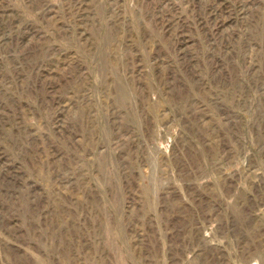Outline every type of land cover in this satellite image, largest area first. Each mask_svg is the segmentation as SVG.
Wrapping results in <instances>:
<instances>
[{
	"label": "rangeland",
	"instance_id": "374dc122",
	"mask_svg": "<svg viewBox=\"0 0 264 264\" xmlns=\"http://www.w3.org/2000/svg\"><path fill=\"white\" fill-rule=\"evenodd\" d=\"M0 264H264V0H0Z\"/></svg>",
	"mask_w": 264,
	"mask_h": 264
}]
</instances>
